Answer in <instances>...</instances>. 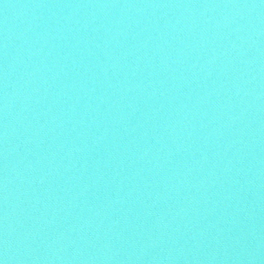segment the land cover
Returning <instances> with one entry per match:
<instances>
[{
    "label": "water",
    "instance_id": "1",
    "mask_svg": "<svg viewBox=\"0 0 264 264\" xmlns=\"http://www.w3.org/2000/svg\"><path fill=\"white\" fill-rule=\"evenodd\" d=\"M0 264H264V0H0Z\"/></svg>",
    "mask_w": 264,
    "mask_h": 264
}]
</instances>
